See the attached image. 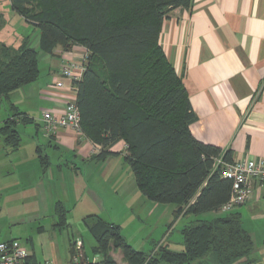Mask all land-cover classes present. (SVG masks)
<instances>
[{
  "label": "crops",
  "instance_id": "obj_1",
  "mask_svg": "<svg viewBox=\"0 0 264 264\" xmlns=\"http://www.w3.org/2000/svg\"><path fill=\"white\" fill-rule=\"evenodd\" d=\"M17 18L27 27L21 24L11 35L14 40H7L10 19ZM39 34L12 9L11 0H0V47H34ZM159 43L188 92L197 118L190 126L194 138L231 151L233 161L264 158V0H193L190 9L168 14ZM85 52L82 46L68 52L57 47L53 54L41 51L46 64L39 60L38 79L0 102V128L14 119L21 134L14 151L0 131V243L18 240L29 264H105V256L95 253L88 224L109 217L123 233L116 221L132 216L134 202L145 206L147 215L156 212L169 222L170 205L148 200L137 185L136 190L129 187L130 193L123 189L128 182L121 163L123 141L111 148L118 155L99 160L94 156L101 148L86 136L69 127L49 135L44 130L43 113H62L73 97L55 86L62 80V66L81 60ZM13 108L20 116H14ZM39 148L48 157L45 167ZM58 204L66 211L63 224ZM232 212L241 215L254 240L251 262L264 264V185L255 183L252 200ZM108 256L115 264H127L112 245Z\"/></svg>",
  "mask_w": 264,
  "mask_h": 264
},
{
  "label": "trees",
  "instance_id": "obj_2",
  "mask_svg": "<svg viewBox=\"0 0 264 264\" xmlns=\"http://www.w3.org/2000/svg\"><path fill=\"white\" fill-rule=\"evenodd\" d=\"M192 4L193 0H11L12 9L39 31L40 51L53 54L62 47L68 52L75 46L88 51L86 71L75 87L82 135L101 148L94 158L118 155L111 148L123 141L124 160L148 200L174 205L176 219L217 214L184 226L181 252L162 244L152 253L135 249L119 226L96 218L88 228L96 241L95 253L105 256V264H115L108 256L111 245L127 264H255L254 240L241 215L221 211L230 200L232 182L215 162L220 157L232 162V152L194 138L190 126L197 118L188 92L159 43L168 14ZM39 74V52L30 43L18 49L2 45L0 102L35 82ZM12 120L0 131L15 151L21 134ZM38 153L45 167L48 157L40 148ZM56 211L63 224L65 209L58 204Z\"/></svg>",
  "mask_w": 264,
  "mask_h": 264
},
{
  "label": "built area",
  "instance_id": "obj_3",
  "mask_svg": "<svg viewBox=\"0 0 264 264\" xmlns=\"http://www.w3.org/2000/svg\"><path fill=\"white\" fill-rule=\"evenodd\" d=\"M88 55L86 50L81 60L70 61L62 66V80L57 81L55 86L58 89H66L73 94V97L66 102L62 113L58 115L49 111L43 113L44 130L48 135L56 133L57 128L65 127L82 134L75 84L80 82L84 76L88 65ZM63 80H68L71 84L67 86ZM219 165L223 166L222 176L232 182V194L230 200L221 209L223 213L232 212L236 207L249 203L253 197L255 183L264 185V158L224 163L220 157L215 162V168ZM0 264H29L27 250L18 240L0 243Z\"/></svg>",
  "mask_w": 264,
  "mask_h": 264
},
{
  "label": "rangeland",
  "instance_id": "obj_4",
  "mask_svg": "<svg viewBox=\"0 0 264 264\" xmlns=\"http://www.w3.org/2000/svg\"><path fill=\"white\" fill-rule=\"evenodd\" d=\"M21 24H24V26L27 27L25 22L20 18L13 20L10 19V26L7 27V30H10L11 34L9 33L7 35V40H14L12 39L11 35H13L15 29L18 30V27ZM33 44L34 48L39 52V60L42 61L43 66H45L46 60L44 59L46 57H44L39 50L38 41L33 42ZM121 163H124L125 167L123 171L124 181H128L126 187L124 185L123 189L127 190L130 193L129 187L133 186L134 190H136L135 177L130 166L123 160L121 161ZM170 208L171 212L168 222L167 218L163 219L162 217H159L156 212L153 216L147 215L146 207L140 206V203L134 202V213H132V216L129 219L122 218L120 221L116 222H119L118 224L121 223L123 225L122 234H125V236H128V238L134 240V242L138 244L136 246H140L139 248H144L142 249V251L146 253H152L155 249H157L158 246L162 244L167 245L168 249L171 251L181 252L184 248L183 236L181 233V230L184 228V226L192 221H195L196 219L209 220L215 217L208 215H189L176 219L173 213L175 206L170 205ZM107 218L108 219L104 218V220L107 222H111V219L109 217ZM90 222L92 223V221Z\"/></svg>",
  "mask_w": 264,
  "mask_h": 264
}]
</instances>
